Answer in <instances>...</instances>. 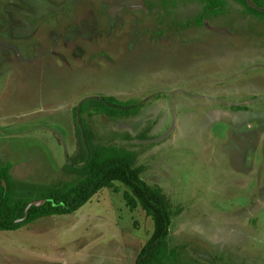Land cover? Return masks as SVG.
<instances>
[{"label":"rangeland","instance_id":"obj_1","mask_svg":"<svg viewBox=\"0 0 264 264\" xmlns=\"http://www.w3.org/2000/svg\"><path fill=\"white\" fill-rule=\"evenodd\" d=\"M202 7L0 0V163L28 185L78 180L73 109L113 97L137 110L83 116L88 138L133 152L161 190L177 264H264V19L226 1L195 22ZM116 186L0 231V264H134L153 223Z\"/></svg>","mask_w":264,"mask_h":264},{"label":"trees","instance_id":"obj_2","mask_svg":"<svg viewBox=\"0 0 264 264\" xmlns=\"http://www.w3.org/2000/svg\"><path fill=\"white\" fill-rule=\"evenodd\" d=\"M174 1V0H172ZM201 17L195 22L222 12L226 1L243 8L245 15L264 19L263 0H200ZM113 97L88 99L73 109L77 152L67 167L79 178L57 187H40L13 181L11 164L0 163V231H15L41 218L70 215L84 206L101 189L118 191L116 184L126 188L122 197L126 207L141 208L153 223V230L138 250L134 264H177L175 250H167L171 224L167 200L158 187H151L140 178V167L134 166L135 154L116 146H95L88 138L83 116L105 115L110 118L127 116L137 110L127 108ZM80 117V121L79 118ZM77 164H81L76 167ZM45 200L39 206H26L32 201Z\"/></svg>","mask_w":264,"mask_h":264},{"label":"water","instance_id":"obj_3","mask_svg":"<svg viewBox=\"0 0 264 264\" xmlns=\"http://www.w3.org/2000/svg\"><path fill=\"white\" fill-rule=\"evenodd\" d=\"M44 202H45V200L32 201L31 203H29V204L26 206L25 212H26L31 206L39 207V206H41Z\"/></svg>","mask_w":264,"mask_h":264}]
</instances>
